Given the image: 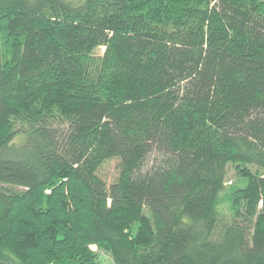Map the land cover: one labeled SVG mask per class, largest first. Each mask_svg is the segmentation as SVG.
Masks as SVG:
<instances>
[{
	"label": "trees",
	"instance_id": "1",
	"mask_svg": "<svg viewBox=\"0 0 264 264\" xmlns=\"http://www.w3.org/2000/svg\"><path fill=\"white\" fill-rule=\"evenodd\" d=\"M98 251L264 264V0H0V264Z\"/></svg>",
	"mask_w": 264,
	"mask_h": 264
},
{
	"label": "rangeland",
	"instance_id": "2",
	"mask_svg": "<svg viewBox=\"0 0 264 264\" xmlns=\"http://www.w3.org/2000/svg\"><path fill=\"white\" fill-rule=\"evenodd\" d=\"M104 50H98L96 52V54L98 56H102ZM74 68V67H73ZM72 69V68H71ZM227 186H230L231 184L235 185L238 182V175L235 171V169L232 166L228 167V173H227ZM101 177L102 179L107 182V184H111L113 183L117 177H118V170H117V162L116 161H111L110 163L106 164L103 168V170L101 171ZM94 251H97V248L93 247L92 248ZM98 254L100 256V261L101 264H113L112 259L109 255L103 253V252H99Z\"/></svg>",
	"mask_w": 264,
	"mask_h": 264
}]
</instances>
